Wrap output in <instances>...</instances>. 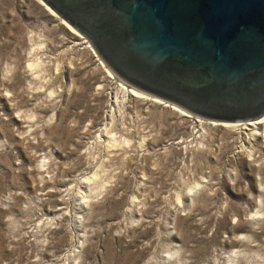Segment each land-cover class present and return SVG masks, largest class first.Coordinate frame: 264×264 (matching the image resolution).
Here are the masks:
<instances>
[{
    "label": "rangeland",
    "instance_id": "374dc122",
    "mask_svg": "<svg viewBox=\"0 0 264 264\" xmlns=\"http://www.w3.org/2000/svg\"><path fill=\"white\" fill-rule=\"evenodd\" d=\"M82 37L0 0V264H264L262 137L131 96Z\"/></svg>",
    "mask_w": 264,
    "mask_h": 264
},
{
    "label": "water",
    "instance_id": "95a60500",
    "mask_svg": "<svg viewBox=\"0 0 264 264\" xmlns=\"http://www.w3.org/2000/svg\"><path fill=\"white\" fill-rule=\"evenodd\" d=\"M135 88L186 112L264 114V0H43Z\"/></svg>",
    "mask_w": 264,
    "mask_h": 264
},
{
    "label": "bare ground",
    "instance_id": "6f19581e",
    "mask_svg": "<svg viewBox=\"0 0 264 264\" xmlns=\"http://www.w3.org/2000/svg\"><path fill=\"white\" fill-rule=\"evenodd\" d=\"M39 1L43 5H45V7L49 10V13L53 17H55L59 22H61V24H63V26L67 30H69L70 32H72L75 35H78V37L84 38V37H82V34H80L70 23H68V21H66L63 17H61L52 8H50L43 0H39ZM121 85L133 97L145 96V98L150 99L152 102H158V103L163 102V100H161L158 97L156 98V97H153V96H148V95H146V94H144V93H142V92H140V91H138L136 89L127 88L123 84H121ZM165 105H166V103H165ZM170 106H171L172 109L179 111L181 114L190 116V114H188L185 110H182V108H179V106L172 105V104ZM209 123H211L213 125H223V126L231 127V128H234V129H238L240 131L247 130L246 133L249 135V137H251V139L252 138H256L258 136H261L262 137V140L264 142V114H263V116L255 119V120H249V121H243V122H231V121H215V120H211ZM263 148H264V145H263ZM255 149H253V150H255ZM259 151H261V150H259Z\"/></svg>",
    "mask_w": 264,
    "mask_h": 264
}]
</instances>
